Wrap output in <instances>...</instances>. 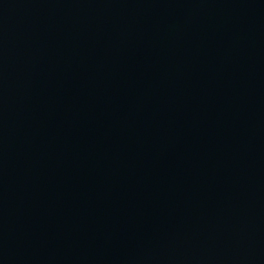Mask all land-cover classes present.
Masks as SVG:
<instances>
[{"label": "water", "instance_id": "water-1", "mask_svg": "<svg viewBox=\"0 0 264 264\" xmlns=\"http://www.w3.org/2000/svg\"><path fill=\"white\" fill-rule=\"evenodd\" d=\"M0 264H264V0H0Z\"/></svg>", "mask_w": 264, "mask_h": 264}]
</instances>
